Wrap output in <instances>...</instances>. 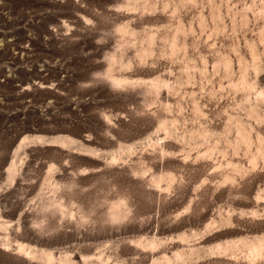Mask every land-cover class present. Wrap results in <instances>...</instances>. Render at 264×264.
I'll list each match as a JSON object with an SVG mask.
<instances>
[{
    "label": "rangeland",
    "instance_id": "1",
    "mask_svg": "<svg viewBox=\"0 0 264 264\" xmlns=\"http://www.w3.org/2000/svg\"><path fill=\"white\" fill-rule=\"evenodd\" d=\"M0 264H264V0H0Z\"/></svg>",
    "mask_w": 264,
    "mask_h": 264
},
{
    "label": "bare ground",
    "instance_id": "2",
    "mask_svg": "<svg viewBox=\"0 0 264 264\" xmlns=\"http://www.w3.org/2000/svg\"><path fill=\"white\" fill-rule=\"evenodd\" d=\"M155 180V179H154ZM113 214V213H112Z\"/></svg>",
    "mask_w": 264,
    "mask_h": 264
}]
</instances>
